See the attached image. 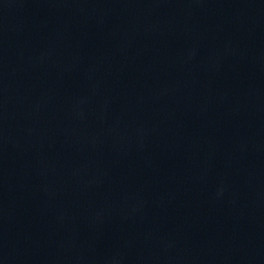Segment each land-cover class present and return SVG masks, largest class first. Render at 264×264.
I'll return each mask as SVG.
<instances>
[{"label":"water","instance_id":"1","mask_svg":"<svg viewBox=\"0 0 264 264\" xmlns=\"http://www.w3.org/2000/svg\"><path fill=\"white\" fill-rule=\"evenodd\" d=\"M0 264H264V0H0Z\"/></svg>","mask_w":264,"mask_h":264}]
</instances>
